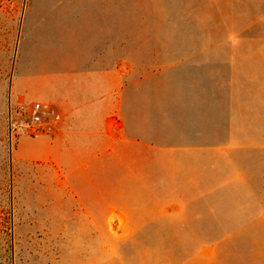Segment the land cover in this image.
<instances>
[{
  "label": "rangeland",
  "instance_id": "1",
  "mask_svg": "<svg viewBox=\"0 0 264 264\" xmlns=\"http://www.w3.org/2000/svg\"><path fill=\"white\" fill-rule=\"evenodd\" d=\"M24 3L0 0V264H264V207L217 209L219 218L207 219L206 228L232 237L191 239L216 234H189V225L173 216V200L185 194L172 191L180 177L174 161L137 158L145 150L126 151L123 139L106 135L92 113H75L54 127V113L36 88H15ZM117 9L118 44L125 38L147 42L133 48V104L142 94L155 97L150 74L158 63L189 50L159 48L158 41L264 34V0H117ZM117 52L123 117L124 47ZM34 102L41 105L38 128L10 132L9 113L27 111ZM255 152L240 153L239 165L264 167ZM175 162L224 166L220 158Z\"/></svg>",
  "mask_w": 264,
  "mask_h": 264
},
{
  "label": "crops",
  "instance_id": "2",
  "mask_svg": "<svg viewBox=\"0 0 264 264\" xmlns=\"http://www.w3.org/2000/svg\"><path fill=\"white\" fill-rule=\"evenodd\" d=\"M117 17V0H25L15 88L35 87L54 113V127L65 126L75 113H92L106 135L123 139L126 151L133 146L145 150L137 158L174 161L171 168L180 177L174 178L172 191L185 194L173 200V216L189 225V234H216L189 238H231V232L208 230L205 224L219 218L220 208L264 207V167L238 163L240 153L250 149L264 160V34L158 41L159 48L189 50L173 51L158 63L150 74L155 97L142 94L133 104V48L147 42L125 38L118 44ZM122 46L123 117L117 67ZM144 88L142 79V93ZM218 158L224 166L212 162L182 168L175 162Z\"/></svg>",
  "mask_w": 264,
  "mask_h": 264
},
{
  "label": "built area",
  "instance_id": "3",
  "mask_svg": "<svg viewBox=\"0 0 264 264\" xmlns=\"http://www.w3.org/2000/svg\"><path fill=\"white\" fill-rule=\"evenodd\" d=\"M41 105L38 102L31 104L27 111H14L8 115L10 132L34 131L41 124ZM18 116V117H15Z\"/></svg>",
  "mask_w": 264,
  "mask_h": 264
}]
</instances>
